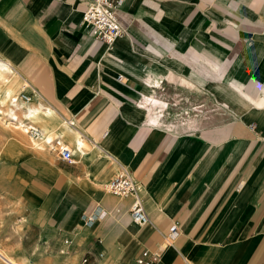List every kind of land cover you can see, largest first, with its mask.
Wrapping results in <instances>:
<instances>
[{
  "label": "crops",
  "instance_id": "0c3cea01",
  "mask_svg": "<svg viewBox=\"0 0 264 264\" xmlns=\"http://www.w3.org/2000/svg\"><path fill=\"white\" fill-rule=\"evenodd\" d=\"M86 1L0 0V63L38 111L27 122L74 154L6 169L22 229L98 264H135L171 231L155 264H264V0H122L109 48L80 22ZM120 167L145 225L104 190Z\"/></svg>",
  "mask_w": 264,
  "mask_h": 264
},
{
  "label": "rangeland",
  "instance_id": "374dc122",
  "mask_svg": "<svg viewBox=\"0 0 264 264\" xmlns=\"http://www.w3.org/2000/svg\"><path fill=\"white\" fill-rule=\"evenodd\" d=\"M3 76L2 74L0 75V95L2 100L0 103V264H10L8 263L9 260L10 262L14 261L12 264L16 262V264H98L99 253L86 251L84 247H75L73 249L69 245L63 246V253L57 254L53 251L54 240L37 241L33 227H30L29 231L22 229L24 220L22 215H19L21 214L19 207L22 204L19 203L17 195L9 192V179L5 171L11 167L12 163L16 164L19 159L26 160L31 153H34L35 158L39 159L45 157L43 155L45 150L53 155L56 152L49 148L51 143L44 144L43 142V149H37L35 146H32L29 135L24 133L21 128L16 127L18 125L17 122L15 120L11 121V119L7 120L2 115L1 111H5L7 108V99L3 98L4 96L1 93L4 85ZM10 79L12 81L13 77ZM19 86L20 81L17 82V86L13 90L11 97L19 93ZM18 102H22L24 105L28 103L22 100ZM17 113L18 118H22L21 110H18ZM5 120L10 123L8 125L5 124ZM17 133L23 135L26 141L19 142L20 140H17L16 136ZM49 137L51 136L49 135ZM23 195L29 200L31 208H37L40 202L38 195L32 193L29 189L24 190ZM15 214H18V216L15 217ZM43 247L46 250L44 255L42 251ZM85 252L88 253L86 254V260L82 261L83 253ZM7 259L9 260L7 261Z\"/></svg>",
  "mask_w": 264,
  "mask_h": 264
},
{
  "label": "built area",
  "instance_id": "2783aa9c",
  "mask_svg": "<svg viewBox=\"0 0 264 264\" xmlns=\"http://www.w3.org/2000/svg\"><path fill=\"white\" fill-rule=\"evenodd\" d=\"M121 2L122 0H87L84 9L81 11V24L88 28L90 35L107 48L124 32L115 15V11L121 5ZM24 86L25 84H22V88ZM18 96L24 102L29 101V95H26L23 91H19ZM69 123L71 122L69 121ZM26 133L31 137H36L38 130L29 126ZM49 148L55 151L60 159L67 163L73 162L71 151L60 143L57 138L52 139ZM104 190L117 198L128 196L132 198L128 210V216L132 223L142 226L149 222L138 196V186L126 168L120 167L117 173L105 183ZM105 215L106 211L96 206L93 211L83 212L80 217L83 224L90 225ZM175 233V231H171L165 235L161 244L153 250L142 249L134 259L135 264H155L163 249L170 244V239ZM64 242L66 243L67 240L65 239ZM85 260L86 257H83L82 261Z\"/></svg>",
  "mask_w": 264,
  "mask_h": 264
},
{
  "label": "bare ground",
  "instance_id": "6f19581e",
  "mask_svg": "<svg viewBox=\"0 0 264 264\" xmlns=\"http://www.w3.org/2000/svg\"><path fill=\"white\" fill-rule=\"evenodd\" d=\"M8 65L0 63V75L1 74L4 75L3 78H2L4 85H3L1 93L4 96L3 98L7 99V108H6L5 111H1V113L7 120L8 119H11V121L15 120V122H17V124H18V125H16V127L17 128H21L22 131L24 133H26L27 127H29V126L34 127V126L31 125V123H29L27 121H31V120L35 121L37 119V117H38V111H36V109H33L34 107L31 108V107H28V105H24L22 102H18L19 100H21V99H19V96H18L19 93L16 94V96L11 97V94H12L13 90L17 86V81L15 80V73L12 70V67H10ZM11 77H13L12 81H10ZM1 101L2 100H1V95H0V103H1ZM38 109H40V108H38ZM18 110H21L22 118H18V113H17ZM44 111H45V109H44ZM7 120H5L4 123L8 125L10 122L8 123ZM15 122H13V123H15ZM11 130H12V128H11ZM37 130H38V135L36 137L29 136L30 137V142L32 143V146H35V148L43 149L42 143L44 142V144H45V143L48 142L47 140H49V139H47V132L48 131H46V130L40 131L41 129L40 130L37 129ZM16 136H17V140L18 139L20 140L19 142L26 141V140H24V136L23 135L17 133ZM49 143H51V140L49 141ZM49 143H47V144H49ZM60 143H62V142L60 141ZM62 144H64V143H62ZM68 149L71 151V154L74 155L73 151L69 147H68ZM8 260L9 259H7V261ZM12 262H14V261H12ZM12 262H10V260H9L8 263L12 264Z\"/></svg>",
  "mask_w": 264,
  "mask_h": 264
}]
</instances>
